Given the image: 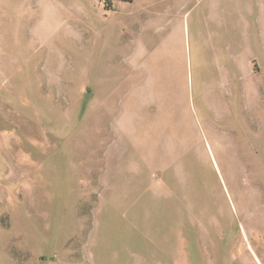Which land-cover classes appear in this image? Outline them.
<instances>
[{"label": "rangeland", "instance_id": "374dc122", "mask_svg": "<svg viewBox=\"0 0 264 264\" xmlns=\"http://www.w3.org/2000/svg\"><path fill=\"white\" fill-rule=\"evenodd\" d=\"M127 3L0 0V264H264V59Z\"/></svg>", "mask_w": 264, "mask_h": 264}, {"label": "crops", "instance_id": "0c3cea01", "mask_svg": "<svg viewBox=\"0 0 264 264\" xmlns=\"http://www.w3.org/2000/svg\"><path fill=\"white\" fill-rule=\"evenodd\" d=\"M126 5L132 20L145 25L150 50L170 56L187 37L197 43L203 27L218 26L225 54L240 60L244 70L250 71V60L264 59V0H128Z\"/></svg>", "mask_w": 264, "mask_h": 264}, {"label": "trees", "instance_id": "16d2710c", "mask_svg": "<svg viewBox=\"0 0 264 264\" xmlns=\"http://www.w3.org/2000/svg\"><path fill=\"white\" fill-rule=\"evenodd\" d=\"M117 0H106V3L104 5V9H106L107 11H111V4L112 3H116Z\"/></svg>", "mask_w": 264, "mask_h": 264}, {"label": "built area", "instance_id": "2783aa9c", "mask_svg": "<svg viewBox=\"0 0 264 264\" xmlns=\"http://www.w3.org/2000/svg\"><path fill=\"white\" fill-rule=\"evenodd\" d=\"M102 3H103V5H105V3H106V0H102ZM114 3L113 4H111V7H114Z\"/></svg>", "mask_w": 264, "mask_h": 264}]
</instances>
